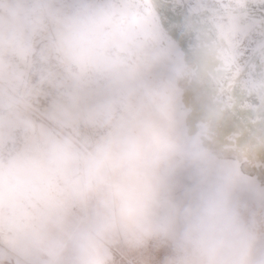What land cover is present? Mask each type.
<instances>
[{
    "label": "clouds",
    "instance_id": "1",
    "mask_svg": "<svg viewBox=\"0 0 264 264\" xmlns=\"http://www.w3.org/2000/svg\"><path fill=\"white\" fill-rule=\"evenodd\" d=\"M0 264H264V0H0Z\"/></svg>",
    "mask_w": 264,
    "mask_h": 264
}]
</instances>
